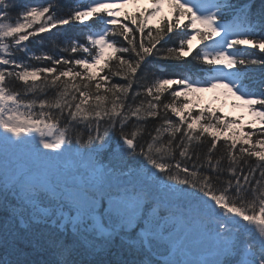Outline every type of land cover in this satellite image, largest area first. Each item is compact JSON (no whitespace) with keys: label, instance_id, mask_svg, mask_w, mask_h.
I'll return each mask as SVG.
<instances>
[{"label":"snow or ice","instance_id":"6c2138e0","mask_svg":"<svg viewBox=\"0 0 264 264\" xmlns=\"http://www.w3.org/2000/svg\"><path fill=\"white\" fill-rule=\"evenodd\" d=\"M0 264H264V0H0Z\"/></svg>","mask_w":264,"mask_h":264},{"label":"rangeland","instance_id":"374dc122","mask_svg":"<svg viewBox=\"0 0 264 264\" xmlns=\"http://www.w3.org/2000/svg\"><path fill=\"white\" fill-rule=\"evenodd\" d=\"M144 3H146V0H143ZM133 7L131 5L128 6V11H132ZM201 95L204 98V103H212L214 107L222 108L225 114L231 115V116H239L241 114H245V123L252 117L247 115L246 109H242L239 107H234L232 105L231 99H228L227 102H224L223 99L216 100L214 99L215 93L211 91H206L201 93Z\"/></svg>","mask_w":264,"mask_h":264},{"label":"trees","instance_id":"16d2710c","mask_svg":"<svg viewBox=\"0 0 264 264\" xmlns=\"http://www.w3.org/2000/svg\"><path fill=\"white\" fill-rule=\"evenodd\" d=\"M258 2H259V0H257V3H258ZM67 30H68V33H69V34H75V32L77 31V29H75V28H68ZM45 35H47V34H45ZM173 39H175V37H173ZM30 47H32L33 50H38V47H39V46H38V44L33 43V44L30 45ZM256 71L259 72L260 69L257 68Z\"/></svg>","mask_w":264,"mask_h":264}]
</instances>
